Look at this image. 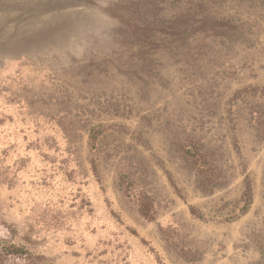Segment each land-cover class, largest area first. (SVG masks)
<instances>
[{"label":"rangeland","instance_id":"obj_1","mask_svg":"<svg viewBox=\"0 0 264 264\" xmlns=\"http://www.w3.org/2000/svg\"><path fill=\"white\" fill-rule=\"evenodd\" d=\"M0 264H264V0H0Z\"/></svg>","mask_w":264,"mask_h":264},{"label":"trees","instance_id":"obj_2","mask_svg":"<svg viewBox=\"0 0 264 264\" xmlns=\"http://www.w3.org/2000/svg\"><path fill=\"white\" fill-rule=\"evenodd\" d=\"M187 152H190V151H187ZM139 212H140L141 216H143L146 219L150 220L152 218V216L146 211V209H139ZM17 252H20V251H17Z\"/></svg>","mask_w":264,"mask_h":264}]
</instances>
